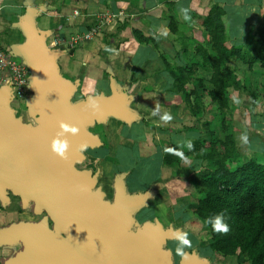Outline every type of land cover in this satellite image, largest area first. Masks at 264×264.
I'll list each match as a JSON object with an SVG mask.
<instances>
[{
    "label": "water",
    "instance_id": "water-1",
    "mask_svg": "<svg viewBox=\"0 0 264 264\" xmlns=\"http://www.w3.org/2000/svg\"><path fill=\"white\" fill-rule=\"evenodd\" d=\"M40 11L26 6L15 28L25 42L11 48V55L29 69L26 123L7 105L9 84L0 88V207L17 199L20 210L46 213L51 229L13 222L0 229V249L25 248L0 264H173L167 241L182 237L180 230L159 221L145 222L133 230L134 215L152 198L149 191L129 195L126 173L115 176L113 199L98 183L99 172L79 170L87 149L100 148L99 136L89 129L109 119L130 125L136 121L129 99L110 79V96H87L72 103L77 84L63 78L57 64L59 50L45 44L47 32L35 19ZM178 264H209L193 252H184Z\"/></svg>",
    "mask_w": 264,
    "mask_h": 264
},
{
    "label": "rangeland",
    "instance_id": "rangeland-1",
    "mask_svg": "<svg viewBox=\"0 0 264 264\" xmlns=\"http://www.w3.org/2000/svg\"><path fill=\"white\" fill-rule=\"evenodd\" d=\"M235 1L233 5L230 1L231 8H226L233 15L228 21L226 45L250 50L255 46L256 38L250 43L247 40L249 36H256V30L253 29L254 25L242 24L240 16L232 13L234 7L239 9L242 7L241 0ZM22 5V8L18 10V15L15 14L10 17V23L4 22L2 16L0 18V52L9 56H12L10 52L13 46L25 42L23 35L15 28V25L23 17L26 6L29 5L40 12H45V5L33 6L29 0H24ZM171 14L172 11L168 9L167 16ZM261 26L259 25L256 29ZM173 41L178 47L179 43L188 47L187 54H182V57L185 64L194 67V71L187 89L196 91L197 105L200 106L202 113L196 120H187L188 123L185 127L195 128L198 133L196 141L204 139L203 126L205 123L209 131L219 141L223 142L227 136H230L237 153L236 161L228 160L227 162V167L230 170L251 160L264 164V92L261 88L264 84V69L259 65L249 68L239 61L227 63V66L237 74L243 90L238 92L229 90L227 95L229 111L225 116L227 122L225 127H222L221 117L209 106V99L206 94L211 90V73L201 68V59L193 53L192 49L195 43L207 44L209 38L203 29H192L189 30L187 37L184 36L178 40L174 36ZM16 58L22 62L20 58ZM168 62L173 65L171 60L168 59ZM197 79L202 80L204 89L198 87ZM29 96L32 97V93ZM107 96H109L108 93H106ZM84 98L85 94L76 91L72 97V103ZM26 101L21 96L15 95L11 97L7 105L15 111L16 116L22 117L24 122L33 124L34 120L27 113ZM192 101L194 102L193 97ZM164 125L157 127L151 124V130L147 132L145 137V147L140 148V145L137 144L132 154L126 153L127 150L122 147L120 138L117 135L113 136L114 132L111 131V127L107 123L93 126L89 131L99 136L102 145L100 148L85 150L83 154L86 159L77 165V169L91 170L93 173L98 171L99 177L96 187L104 190L105 199L110 202L113 199V181L115 176L120 173L127 174L125 183L129 195L149 191L153 196L146 207H142L135 213L133 230L145 222L153 223L154 221H159L165 228L171 227L180 230L182 237L178 240H169L164 246L172 253L173 264H178L183 255L181 253L190 251L195 252L200 258H206L209 264H247L243 261L242 256L222 257L209 248L210 235L206 226L202 220L194 217L187 207L199 197L194 182L208 173L212 167L205 161L185 156L179 162L173 163L172 166L165 167L162 162L164 152H166L167 147L174 145L168 141L167 134H162L165 131L161 127ZM195 140L193 141L195 142ZM182 149L179 148L181 152L183 151L182 153L189 151L186 144ZM172 154L174 157L178 156L177 153ZM10 204L4 210L14 209L15 222L21 220L36 224L45 220L48 227L52 226V221L46 213L42 212L33 216L28 211L23 212L17 207V199L14 198ZM24 249L19 245L3 248L0 250V261L12 258Z\"/></svg>",
    "mask_w": 264,
    "mask_h": 264
},
{
    "label": "crops",
    "instance_id": "crops-1",
    "mask_svg": "<svg viewBox=\"0 0 264 264\" xmlns=\"http://www.w3.org/2000/svg\"><path fill=\"white\" fill-rule=\"evenodd\" d=\"M23 1L0 0V18L10 23V17L18 15ZM29 1L33 6L45 5V12L35 19L36 27L48 33L45 44L61 52L57 59L60 73L77 84L76 91L85 97H106V93L110 96L109 81L113 79L117 89L129 99L128 109L136 121L130 125L113 119L107 121L126 153L132 154L137 144L145 147L151 124L157 127L165 124L161 127L165 131L162 134H167L170 144L181 150L185 144L189 148L198 133L195 128L185 126L187 120L196 118L172 91V79L161 59L149 46L135 41L132 29L154 39L158 53L180 66L184 60L167 27L166 2L173 3L177 30L187 37L189 30L203 29L191 19L193 14L205 16L211 6L218 5L229 21L233 15L226 8H231L230 1L233 5L235 0ZM241 3V9L234 7L232 13L240 16L242 24L254 25V30L264 25V0H241ZM14 215V209L6 211L0 207V219L4 217L0 229L13 223Z\"/></svg>",
    "mask_w": 264,
    "mask_h": 264
},
{
    "label": "trees",
    "instance_id": "trees-1",
    "mask_svg": "<svg viewBox=\"0 0 264 264\" xmlns=\"http://www.w3.org/2000/svg\"><path fill=\"white\" fill-rule=\"evenodd\" d=\"M172 11L167 16L168 29L179 39L184 35L177 30L173 3L166 2ZM193 19L203 28L209 41L207 44L195 43L193 53L201 59V68L211 73V90L206 92L209 106L221 117L225 127L229 90H243L237 74L227 63L239 61L247 67L259 65L264 69V25L256 29V36H249L247 42L256 38L255 46L246 50L243 47H228V20L225 11L213 5L205 16L193 14ZM132 36L142 46H149L163 62L165 71L172 79V91L179 95L192 117L198 119L200 106L196 101L197 93L187 89L191 82L194 67L190 64L173 65L157 51L154 39L143 36L132 29ZM179 55L187 54L188 47L179 43ZM202 80L197 79L200 89ZM264 92V84L261 87ZM194 98V102L192 101ZM202 141L189 145V151L182 153L177 147L169 146L162 157L163 165L172 166L183 156L205 161L211 165L208 173L194 182L198 199L187 209L203 221L210 235L209 248L222 257L242 256L247 264H264V164L254 160L239 164L233 170L227 167L228 160L236 161L237 153L230 136L219 141L205 123ZM172 153H177L174 157Z\"/></svg>",
    "mask_w": 264,
    "mask_h": 264
},
{
    "label": "built area",
    "instance_id": "built-area-1",
    "mask_svg": "<svg viewBox=\"0 0 264 264\" xmlns=\"http://www.w3.org/2000/svg\"><path fill=\"white\" fill-rule=\"evenodd\" d=\"M2 72V73H1ZM29 69L16 57L0 52V87L9 84L11 97L21 96L25 101L29 98Z\"/></svg>",
    "mask_w": 264,
    "mask_h": 264
},
{
    "label": "flooded vegetation",
    "instance_id": "flooded-vegetation-1",
    "mask_svg": "<svg viewBox=\"0 0 264 264\" xmlns=\"http://www.w3.org/2000/svg\"><path fill=\"white\" fill-rule=\"evenodd\" d=\"M30 206H31V204H29V207L26 209V210H21V211H23V212H27L28 211V213L30 214V215H32L31 213H30ZM18 207V206H17ZM19 208V207H18ZM6 209V208H5ZM20 210V209H19ZM33 216H35V215H33ZM28 223V222H27ZM49 229H51V227H48Z\"/></svg>",
    "mask_w": 264,
    "mask_h": 264
},
{
    "label": "clouds",
    "instance_id": "clouds-1",
    "mask_svg": "<svg viewBox=\"0 0 264 264\" xmlns=\"http://www.w3.org/2000/svg\"><path fill=\"white\" fill-rule=\"evenodd\" d=\"M179 251V250H178ZM181 254H183V253H181Z\"/></svg>",
    "mask_w": 264,
    "mask_h": 264
},
{
    "label": "bare ground",
    "instance_id": "bare-ground-1",
    "mask_svg": "<svg viewBox=\"0 0 264 264\" xmlns=\"http://www.w3.org/2000/svg\"><path fill=\"white\" fill-rule=\"evenodd\" d=\"M13 199V198H12Z\"/></svg>",
    "mask_w": 264,
    "mask_h": 264
}]
</instances>
